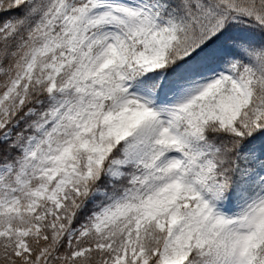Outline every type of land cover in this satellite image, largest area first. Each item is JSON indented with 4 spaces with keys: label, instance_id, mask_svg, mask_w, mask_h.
<instances>
[{
    "label": "snow or ice",
    "instance_id": "6c2138e0",
    "mask_svg": "<svg viewBox=\"0 0 264 264\" xmlns=\"http://www.w3.org/2000/svg\"><path fill=\"white\" fill-rule=\"evenodd\" d=\"M0 264H264V0H0Z\"/></svg>",
    "mask_w": 264,
    "mask_h": 264
}]
</instances>
